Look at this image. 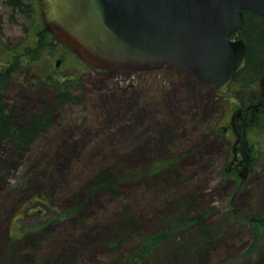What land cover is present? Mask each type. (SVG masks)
Returning a JSON list of instances; mask_svg holds the SVG:
<instances>
[{
    "label": "rangeland",
    "instance_id": "obj_1",
    "mask_svg": "<svg viewBox=\"0 0 264 264\" xmlns=\"http://www.w3.org/2000/svg\"><path fill=\"white\" fill-rule=\"evenodd\" d=\"M24 3L0 0V99L35 108L68 82L79 100L56 105L26 151L0 138V264H28L32 251L62 264H256L264 120L248 127L242 177L230 169L231 117L256 102L262 76L236 75L221 94L171 64L98 69L45 30L40 0ZM103 167L120 191L94 188ZM152 235L159 242L140 255Z\"/></svg>",
    "mask_w": 264,
    "mask_h": 264
},
{
    "label": "water",
    "instance_id": "obj_2",
    "mask_svg": "<svg viewBox=\"0 0 264 264\" xmlns=\"http://www.w3.org/2000/svg\"><path fill=\"white\" fill-rule=\"evenodd\" d=\"M40 8L45 30L95 68L171 64L222 94L247 64L246 41L232 38L245 24L244 11L264 16V0H40ZM259 88V101L231 117L242 150L248 127L264 111V75Z\"/></svg>",
    "mask_w": 264,
    "mask_h": 264
},
{
    "label": "trees",
    "instance_id": "obj_3",
    "mask_svg": "<svg viewBox=\"0 0 264 264\" xmlns=\"http://www.w3.org/2000/svg\"><path fill=\"white\" fill-rule=\"evenodd\" d=\"M11 7L19 9L21 12H27L24 0H7ZM245 24L238 31V37L243 38L248 47V60L246 66L237 74L239 81L242 76L264 75L260 70V64L264 62V16L254 11H245ZM255 50H258L256 55ZM235 80V79H234ZM71 85L67 83L61 85L58 89L53 102L41 104L39 107H18L8 105L3 99H0V138L11 144L14 148L22 151L29 149L34 141L52 122V116L56 105L62 103H73L79 100L73 93ZM259 100L260 95H255ZM264 120V111H260L254 121L258 124ZM94 188L115 191L119 190L122 179L114 176L108 167L101 168L93 178ZM57 213L60 212L57 210ZM28 240L31 247L36 246L39 234L36 231L28 232ZM152 237V238H151ZM148 236L140 246V255H146L151 252V247L156 245L160 237ZM26 260L28 264H62L58 257H40L35 259L34 252L27 253ZM256 264H264V253Z\"/></svg>",
    "mask_w": 264,
    "mask_h": 264
},
{
    "label": "flooded vegetation",
    "instance_id": "obj_4",
    "mask_svg": "<svg viewBox=\"0 0 264 264\" xmlns=\"http://www.w3.org/2000/svg\"><path fill=\"white\" fill-rule=\"evenodd\" d=\"M16 56V55H14ZM61 59V58H59ZM234 131V130H233ZM236 141V140H235ZM232 160H231V168L230 169H239L247 165H250L251 162V156H250V149L247 145V147L242 150L240 147V143H238L235 146V142L233 143V149H232Z\"/></svg>",
    "mask_w": 264,
    "mask_h": 264
}]
</instances>
